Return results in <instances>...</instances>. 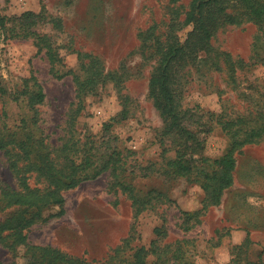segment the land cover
Listing matches in <instances>:
<instances>
[{"label": "rangeland", "instance_id": "rangeland-1", "mask_svg": "<svg viewBox=\"0 0 264 264\" xmlns=\"http://www.w3.org/2000/svg\"><path fill=\"white\" fill-rule=\"evenodd\" d=\"M188 1L0 0L2 16L43 10L60 18L63 25L61 31L50 30L48 25L42 29L53 35L63 56L53 70L32 39H6L0 30V85L6 93L23 89V79L32 72L45 93L44 101L37 106L41 125L48 140L57 144L67 129V114L76 102L72 74L63 73L72 69L82 75L79 54L95 56L108 74L82 97V109L74 123L76 135L94 139L109 135L122 154L128 149L134 151L129 160L135 159L142 166L153 164L152 172L148 176L131 174L126 165L122 179L141 196L154 190L173 201L154 199L153 207L134 217L130 199L120 189L110 187V176L103 172L65 190L63 214L31 225L27 231L29 243L51 245L100 261L127 236L131 247L149 249L156 228L163 226L167 232L163 242L188 239L186 258L191 264H264V138L236 153L233 184L223 192L220 204L208 207L187 232L180 228V212L200 209L203 191L195 182L163 173L165 159L173 157L174 152H161V119L146 95L154 61L142 60L140 34L153 24H158L155 31H163L172 7L186 6ZM190 30L188 25L177 34L183 40ZM255 33L256 26L246 21L219 27L212 39L214 51L223 50L248 62L236 71L232 82L222 57L200 52L195 63L179 72L184 107L198 114L211 111L227 117L264 109V64L249 61ZM83 59L88 60L84 55ZM2 105L7 113L4 120L9 124L16 122L24 109L20 100L14 101L8 94L0 96ZM123 108L127 115L120 118ZM201 136L205 156L214 158L225 150L227 140L218 127ZM0 181L15 186L2 151ZM58 211L57 206H51L44 214ZM246 232L249 243L243 242ZM23 252L20 246L16 257L0 245V263L16 260L25 264ZM153 257L151 252L147 254L150 260Z\"/></svg>", "mask_w": 264, "mask_h": 264}, {"label": "trees", "instance_id": "trees-1", "mask_svg": "<svg viewBox=\"0 0 264 264\" xmlns=\"http://www.w3.org/2000/svg\"><path fill=\"white\" fill-rule=\"evenodd\" d=\"M170 1L175 3L178 0ZM244 21L256 26L249 61L251 64H264V0H189L186 6L172 7L163 31H155L158 24H153L140 34L142 60L154 61L146 95L161 119L158 133L161 152H174L173 157L165 159L163 173L195 182L203 191L200 209L180 212L183 217L180 228L184 232L199 222V217L208 207L220 204L223 192L233 184L236 153L246 144L264 138V109L227 117L211 111L198 114L182 104L184 87L179 72L195 63L200 52L222 57L232 82L236 71L247 64L248 61L233 57L226 51H214L212 44L219 27ZM46 25L50 30L61 31L63 28L60 18L43 10H27L10 18L0 15V30L4 38L32 39L37 52L44 51L53 70L55 64L62 62L63 56L53 35L42 31ZM188 25L191 30L182 40L177 32ZM79 55L82 56L79 64L82 75L73 73L72 69L63 73L72 74L76 102L67 114V129L57 144L48 140V134L41 125L37 106L44 101L45 93L33 73L23 79L24 88L18 91L6 93L0 85V96L8 94L24 106L18 120L12 124L4 120L7 113L3 105L0 107V151L15 179V186L0 181V245L16 257L19 247L23 246L25 264H191L186 258L188 239L163 242L167 234L163 226L156 228V237L150 242L149 249L131 247L130 236H127L100 261L27 241L31 225L63 214L65 190L95 179L103 172L110 176V187L120 189L130 199L134 217L153 207L154 199L173 202L154 190L141 196L122 179L121 173L126 165L131 174L148 176L153 164L142 166L135 159L129 160L134 151L128 149L122 154L109 135L99 139L76 135L74 123L82 109V97L104 81L108 74L95 56ZM83 55L88 60L85 61ZM121 113L120 118H125L127 109L123 108ZM214 127L225 135L227 145L219 156L209 158L203 154L201 133L206 134ZM51 206H57L59 211L45 215L44 211ZM243 242H250L248 232ZM149 252L154 255L151 260L147 258ZM0 264L18 262L12 260Z\"/></svg>", "mask_w": 264, "mask_h": 264}]
</instances>
